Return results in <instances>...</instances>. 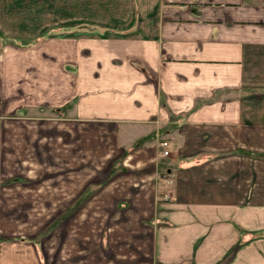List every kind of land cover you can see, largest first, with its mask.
I'll return each mask as SVG.
<instances>
[{
  "label": "crops",
  "instance_id": "obj_1",
  "mask_svg": "<svg viewBox=\"0 0 264 264\" xmlns=\"http://www.w3.org/2000/svg\"><path fill=\"white\" fill-rule=\"evenodd\" d=\"M92 1L0 0V264H218L264 226V0Z\"/></svg>",
  "mask_w": 264,
  "mask_h": 264
},
{
  "label": "rangeland",
  "instance_id": "obj_2",
  "mask_svg": "<svg viewBox=\"0 0 264 264\" xmlns=\"http://www.w3.org/2000/svg\"><path fill=\"white\" fill-rule=\"evenodd\" d=\"M87 31H89L90 34L105 32L101 28H97L93 25L88 26ZM63 213L64 214H62L63 216H61V219L67 215L68 211H64ZM238 230L239 235H237L238 238L236 239L234 247L228 254L224 255L223 258L220 259V263L218 264H264V226H259L258 223H251L250 227L243 228L242 226H239ZM243 246H249L247 248H250L251 252L242 254L241 249ZM259 248L261 249L258 250Z\"/></svg>",
  "mask_w": 264,
  "mask_h": 264
},
{
  "label": "built area",
  "instance_id": "obj_3",
  "mask_svg": "<svg viewBox=\"0 0 264 264\" xmlns=\"http://www.w3.org/2000/svg\"><path fill=\"white\" fill-rule=\"evenodd\" d=\"M161 145H162L161 155L168 156L170 154V150L168 148L169 142L167 140H162Z\"/></svg>",
  "mask_w": 264,
  "mask_h": 264
}]
</instances>
